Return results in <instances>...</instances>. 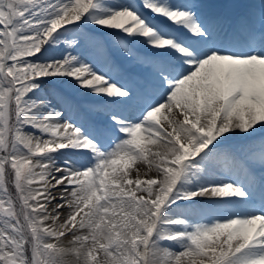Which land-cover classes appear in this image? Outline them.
Here are the masks:
<instances>
[{
    "label": "snow or ice",
    "instance_id": "1",
    "mask_svg": "<svg viewBox=\"0 0 264 264\" xmlns=\"http://www.w3.org/2000/svg\"><path fill=\"white\" fill-rule=\"evenodd\" d=\"M206 7L0 0V264H264V0Z\"/></svg>",
    "mask_w": 264,
    "mask_h": 264
},
{
    "label": "rangeland",
    "instance_id": "2",
    "mask_svg": "<svg viewBox=\"0 0 264 264\" xmlns=\"http://www.w3.org/2000/svg\"><path fill=\"white\" fill-rule=\"evenodd\" d=\"M65 87H67V86H65Z\"/></svg>",
    "mask_w": 264,
    "mask_h": 264
}]
</instances>
